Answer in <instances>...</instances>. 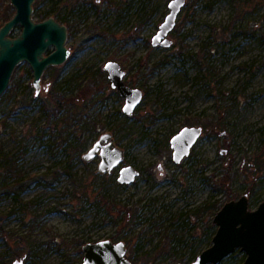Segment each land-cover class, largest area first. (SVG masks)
Masks as SVG:
<instances>
[{"label": "rangeland", "instance_id": "rangeland-1", "mask_svg": "<svg viewBox=\"0 0 264 264\" xmlns=\"http://www.w3.org/2000/svg\"><path fill=\"white\" fill-rule=\"evenodd\" d=\"M169 1H34L33 19L67 26L71 52L37 93L22 61L0 95V149L31 179L20 200L0 197V264H82V245L102 239L122 240L131 264H185L211 242L213 203L264 200V0H185L171 45L154 46ZM14 12L0 0V16ZM108 60L141 90L130 114L104 86ZM186 125L202 134L175 163L169 140ZM103 133L123 151L109 172L82 157ZM125 165L139 170L130 183L117 181Z\"/></svg>", "mask_w": 264, "mask_h": 264}, {"label": "water", "instance_id": "water-1", "mask_svg": "<svg viewBox=\"0 0 264 264\" xmlns=\"http://www.w3.org/2000/svg\"><path fill=\"white\" fill-rule=\"evenodd\" d=\"M34 1L10 0L15 12L0 26V95L8 87L15 67L22 61L31 67L32 85L37 93L45 69L64 63L70 55L71 50L66 45L67 26L53 16L33 19ZM184 4L185 0L168 2V12L151 38L152 45H171L168 33L174 28ZM16 25L21 30L18 35L12 36L10 33ZM49 47H52V51L46 53ZM103 67L110 86L124 98L122 111L130 114L141 100V90L124 82V71L117 61L108 60ZM201 134V126L186 125L171 136L169 143L175 163L190 153ZM96 155L100 157L99 172H109L123 158L122 150L113 144L109 133L100 135L82 157L90 160ZM138 175L139 170L125 165L120 168L117 181L130 183ZM212 223L216 230L211 244L185 264H219L236 250L245 253L240 264H264V200L257 207L250 208L247 194H241L223 203L214 214ZM82 250V264H131L125 256L126 246L122 240L87 242L82 245ZM12 264H23V257L15 259Z\"/></svg>", "mask_w": 264, "mask_h": 264}, {"label": "trees", "instance_id": "trees-1", "mask_svg": "<svg viewBox=\"0 0 264 264\" xmlns=\"http://www.w3.org/2000/svg\"><path fill=\"white\" fill-rule=\"evenodd\" d=\"M0 18H1L2 24H3L6 20H8L10 18V16L4 14V15H1ZM106 83H104V85ZM98 86H100V85L95 84L93 82V80H91L90 85H88L87 89L90 90V88H92V89L96 90V89H98ZM67 100H69V99H67ZM65 101H66L65 98L59 96L57 103L61 104L62 102L65 103ZM61 141L64 142L65 139L62 138ZM17 161H18V158H17L16 154H14V153L10 154L8 152H3L0 149V168H2V171H3L2 173L0 171V177H1V180H0V189H1L0 197H1V195L6 194V196H12V198L16 201L20 200L19 199L20 194L26 189V187L29 185V183L31 181V179L26 180L25 177L21 174V172L19 171L18 165H17ZM65 166H63L62 171L68 173L72 167L69 163L67 164L66 167ZM59 174H60V172L56 171L53 178H55ZM5 177L13 178V181L12 182H4L3 179ZM53 178L51 177V180ZM222 204L223 203H219V204L213 203L212 204V206L214 207V214L222 206ZM249 204H250V202H249ZM209 226H210V228H213L212 232L210 233V236L212 237L213 234L215 233L216 227H214L212 224ZM210 244H211V242L208 245H210ZM195 255L196 254H191L188 261H191L192 259H194Z\"/></svg>", "mask_w": 264, "mask_h": 264}, {"label": "flooded vegetation", "instance_id": "flooded-vegetation-1", "mask_svg": "<svg viewBox=\"0 0 264 264\" xmlns=\"http://www.w3.org/2000/svg\"><path fill=\"white\" fill-rule=\"evenodd\" d=\"M12 36H14V35H12ZM15 36H16V35H15ZM114 61H115V60H114ZM123 77H124V76H123ZM123 80H124V79H123ZM108 82H109V81H107V83H106L105 85H110V84H109L110 82H109V83H108ZM105 85H104V86H105ZM104 144H105V143H104ZM192 147H193V146H192ZM170 148H171V147H170ZM171 150H172V149H171ZM122 152H123V151H122ZM122 159H123V158H122ZM117 165H118V164H117ZM248 199H249V198H248Z\"/></svg>", "mask_w": 264, "mask_h": 264}]
</instances>
